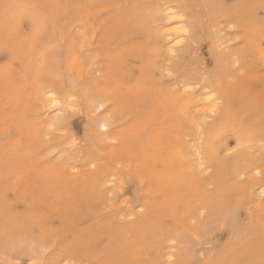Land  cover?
<instances>
[{
  "label": "rangeland",
  "instance_id": "1",
  "mask_svg": "<svg viewBox=\"0 0 264 264\" xmlns=\"http://www.w3.org/2000/svg\"><path fill=\"white\" fill-rule=\"evenodd\" d=\"M156 3L191 6L190 48ZM263 22L264 0H0V264H264Z\"/></svg>",
  "mask_w": 264,
  "mask_h": 264
},
{
  "label": "bare ground",
  "instance_id": "2",
  "mask_svg": "<svg viewBox=\"0 0 264 264\" xmlns=\"http://www.w3.org/2000/svg\"><path fill=\"white\" fill-rule=\"evenodd\" d=\"M160 1H163V0H160ZM199 2L201 3V4H204V3H206L207 5H209L210 7L211 6H213L214 8H215V6L216 5H218V3H219V0H199ZM161 3V2H160ZM159 3H156V5H155V7H154V9L152 10V12H151V15L154 17L153 19L154 20H152L153 21V23H155V21L156 20H158L159 22H161L160 24H159V22H156L155 24H153V26L155 27L154 28V31L156 30L157 31V33H159L160 34V36H161V38H163V41H166L168 44H170V50L171 51H173L174 50V48L173 47H175L177 44L178 45H180L181 43L183 44V42L184 41H186V40H184L183 38V40H181V38H179V37H181V36H178V34L180 33V32H178V34H177V31H176V28H172V27H169L171 24H174V23H177V24H180V27H181V30H182V34H184L185 36H187L188 34H191L192 36H190V35H188V36H190V38H188V43L186 44V48H190L191 47V42L193 41V36H194V33H195V28H197V24H196V21H192V19H190V15H189V13L187 14V7H189V8H191V6L189 5V6H184V3H180V4H174V3H169L168 5H164V7L162 6L161 7V5H158ZM158 16H159V18H158ZM214 16H215V20H217V19H219V14L217 15V13L215 12L214 13ZM149 18H150V16H149ZM227 18V17H226ZM204 19V18H203ZM226 23H229V24H232V22L230 21V22H226ZM264 23V22H263ZM263 23L261 24V25H263ZM221 24V23H220ZM228 24V25H229ZM164 25V26H163ZM226 25V24H225ZM233 25V24H232ZM231 25V26H232ZM240 25H243V24H241L240 23ZM260 25V26H261ZM228 27V26H227ZM226 27V28H227ZM263 27V26H262ZM179 28V27H178ZM231 29V28H230ZM234 29V28H233ZM255 29V28H254ZM262 29H260V31H261ZM155 31V32H156ZM218 31H220L221 32V30H218ZM223 32V31H222ZM221 34V33H220ZM230 34V33H229ZM236 34V33H235ZM234 34V35H235ZM238 34V33H237ZM223 36H224V32H223V34H222ZM231 35H233V34H231ZM230 35V36H231ZM262 34H260V36H261ZM223 36H221V38H223ZM226 36H227V33H226ZM230 36H229V38H230ZM235 36H237V35H235ZM225 37V36H224ZM233 37V36H232ZM231 37V38H232ZM239 37V36H238ZM228 38V37H227ZM248 39L250 38V36L249 37H247ZM254 38V37H253ZM261 38V37H260ZM225 39V38H224ZM224 39H221L222 41L224 40ZM239 39V38H238ZM220 40V41H221ZM228 41H229V39H227ZM250 40H251V38H250ZM221 41V42H222ZM219 42V41H218ZM222 44H228L227 43V41L224 43V41H223V43H221V45ZM220 45V46H221ZM230 45V44H229ZM162 46H164V45H162ZM219 46V47H220ZM228 46V45H227ZM218 47V48H219ZM230 47V46H229ZM165 48V47H164ZM168 48V47H167ZM176 48H178V47H176ZM162 48H160V50H161ZM166 49V48H165ZM176 50V49H175ZM162 51H163V49H162ZM161 51V52H162ZM169 51V50H168ZM178 51V50H177ZM169 53V52H168ZM178 53V52H177ZM166 54V53H165ZM174 54V53H173ZM176 54V53H175ZM168 55V54H167ZM232 55H233V53H232ZM162 56H163V52H162ZM161 57V56H160ZM164 57V56H163ZM170 57L171 56H169V63H170ZM175 56L173 55V57L172 58H174ZM161 59H162V57H161ZM168 59V58H167ZM233 59H235V58H233ZM232 59V60H233ZM237 59V58H236ZM235 59V61L237 62V60ZM167 61V60H166ZM165 61V62H166ZM234 61V62H235ZM208 63V62H207ZM166 63H164V65H165ZM229 65H231V63L229 64ZM159 66V68H160V65H158ZM157 65H156V67H158ZM167 66H168V63H167ZM161 68L163 69V67L161 66ZM165 69V68H164ZM167 69H168V67H167ZM169 70V69H168ZM167 70V71H168ZM165 71V70H164ZM170 71V70H169ZM178 82V81H177ZM188 88V87H187ZM202 89H204V88H202ZM208 89H210V87L208 88ZM44 90V89H43ZM42 91V90H41ZM204 91H207L208 92V90H204ZM210 91V90H209ZM216 91V90H215ZM105 92V91H104ZM212 92V91H211ZM209 93V92H208ZM208 93H206V94H208ZM214 93V92H213ZM44 94H45V97H44ZM185 94V93H184ZM190 93H189V91H188V95H189ZM217 94V93H216ZM215 94V95H216ZM180 95H181V93H180ZM188 95L186 94L185 96L186 97H188ZM190 95H193V96H190V98L191 97H194L195 95L193 94V92H192V94H190ZM42 96H43V99H47V101H49V103H48V106L47 107H50V108H58V107H62V104L64 105V101L63 100H61V98H60V96H59V92L57 91V90H51V89H49V90H45V91H43V93H42ZM42 96H40L41 98H42ZM39 97V101H40V98ZM185 97V98H186ZM213 97H214V95H213ZM193 99V98H192ZM68 100V99H67ZM199 100H201V99H199ZM212 100H213V98H212ZM46 102V100H41L40 102H41V104H42V102ZM63 101V102H62ZM105 101H107V100H105ZM104 101V102H105ZM182 101V100H181ZM180 101V102H181ZM183 101H184V99H183ZM181 102L182 104L184 103L185 104V106H186V103H187V105H188V102L190 103V101H191V99H189V101H187L186 102V100H185V102ZM37 102V101H36ZM67 102V101H66ZM69 102V101H68ZM67 102V103H68ZM179 102V103H180ZM193 102V101H192ZM195 102V101H194ZM179 103H178V105H179ZM44 105H47V104H44ZM68 105V104H67ZM98 105V104H97ZM96 105V106H97ZM99 105H100V103H99ZM213 105H215V104H213ZM71 106V105H70ZM101 106H102V104H101ZM65 107V106H64ZM63 107V108H64ZM66 107H68V106H66ZM74 107V106H73ZM184 107V106H183ZM62 108V109H63ZM69 108V107H68ZM75 108V107H74ZM80 108V107H79ZM97 108V107H96ZM100 108V107H99ZM70 109H72V108H70ZM213 109V108H212ZM48 110H49V108H48ZM55 110V109H54ZM57 110V109H56ZM60 111H62L61 109H59ZM184 110V109H183ZM187 110H188V108H187ZM108 110H106L105 112H107ZM56 112V111H55ZM105 112H104V114H105ZM184 112V111H183ZM214 112H216L215 110L213 111V113ZM65 113V112H64ZM228 113V112H227ZM57 114H59V115H61L59 112H57ZM53 115V114H52ZM50 116V115H49ZM49 116L47 117V118H49ZM109 116V115H108ZM185 116L187 117V114H186V110H185ZM53 117V116H52ZM55 117H56V113H55ZM54 117V118H55ZM61 117H63V116H61ZM61 117L59 118V119H61ZM100 117V116H99ZM114 117V116H113ZM111 119V116H109V117H107V116H104V118H102L101 120H100V126L102 127V129H105L107 132H108V129H109V127H110V125H111V121L113 122V119L112 120H110ZM51 120L53 119V118H50ZM189 119V118H188ZM55 120H57V118L55 119ZM58 121V120H57ZM48 122H50V121H48ZM54 122V121H53ZM53 122H52V124H53ZM56 123V122H55ZM51 124V125H52ZM57 124V123H56ZM233 126H234V128L237 130V132L238 133H234V134H238V136L240 135V137H239V139H240V141H243V140H246V138H248V136L249 135H247V132H246V130L244 129V127L242 126V124H240V123H238V124H233ZM204 128V127H203ZM203 128H201V129H203ZM232 127L230 126V129H231ZM234 129V130H235ZM199 131V130H198ZM202 131V130H201ZM203 132V131H202ZM208 132V131H207ZM231 132H232V130H231ZM102 133V132H101ZM101 133H100V135H101ZM196 133H197V131H196ZM200 133V132H199ZM105 134H107V133H105ZM208 134V133H207ZM232 134H233V132H232ZM117 135V134H116ZM203 135V134H202ZM102 136H103V134H102ZM119 136V135H118ZM255 136V135H254ZM254 136H253V138H254ZM104 137V136H103ZM109 137V136H108ZM107 137V138H108ZM111 137V136H110ZM257 137V136H256ZM107 138H104V139H107ZM203 139H204V136H203ZM203 139H201L200 141H203ZM207 139V138H206ZM249 139V138H248ZM258 139V137L255 139V140H257ZM194 140V139H193ZM195 140H196V138H195ZM250 141H251V139H249ZM248 140V141H249ZM203 143V142H202ZM209 143H211V142H209ZM250 143H254L253 141L252 142H250ZM194 144H196V142L194 143ZM201 144V143H200ZM204 144V143H203ZM206 144V143H205ZM247 144H249V143H247ZM189 145H191L190 143L188 144V146ZM197 145V144H196ZM199 145V144H198ZM197 145V146H198ZM202 145V144H201ZM200 145V146H201ZM241 145V144H240ZM239 145V146H240ZM243 145V144H242ZM195 146V145H194ZM200 146L199 147H196L195 146V148H200ZM205 146V145H204ZM204 146H202V147H204ZM210 146H213V143L210 145ZM202 147H201V149H202ZM209 146H206V147H204L205 149L206 148H208ZM191 148V147H190ZM249 149V148H248ZM193 150V149H192ZM199 151V150H198ZM201 151V150H200ZM190 152V151H189ZM188 152V153H189ZM195 152V151H194ZM201 153H203V152H201ZM191 154V153H190ZM206 154V153H205ZM199 155V154H198ZM207 155V154H206ZM206 155H205V158H206ZM204 156V155H203ZM202 156V157H203ZM185 158H186V156H185ZM201 158V157H200ZM203 160H204V158H203ZM204 162H206V160L204 161ZM89 163H91V162H89ZM194 163V162H193ZM192 163V164H193ZM201 164H204V163H201ZM194 166L196 165V164H193ZM200 165V164H199ZM196 167H197V165H196ZM200 168H201V166H199ZM204 168V167H203ZM256 170V169H255ZM109 173V172H108ZM107 173V174H108ZM113 175V174H112ZM111 175V176H112ZM105 176V175H104ZM110 176V175H109ZM108 175H107V177L106 178H108L109 177ZM110 176V177H111ZM109 180V179H108ZM113 181H114V178L112 179ZM103 181H105V180H103ZM106 182H108V184H109V181H105V183ZM112 182V181H111ZM111 184V183H110ZM106 185V184H105ZM256 186H254V188H255ZM259 187H260V185H259ZM261 193V192H260ZM143 207V206H142ZM231 214V213H230ZM230 216V215H229ZM169 251V250H168ZM172 251V250H171ZM170 252H167V254L168 255H170V257H173L174 256V254H169ZM166 253H165V255H167ZM171 259H173V258H171ZM170 259V260H171ZM169 260V261H170Z\"/></svg>",
  "mask_w": 264,
  "mask_h": 264
}]
</instances>
